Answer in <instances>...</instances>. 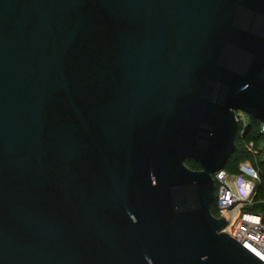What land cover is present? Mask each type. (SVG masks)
I'll return each mask as SVG.
<instances>
[{"label": "water", "instance_id": "obj_1", "mask_svg": "<svg viewBox=\"0 0 264 264\" xmlns=\"http://www.w3.org/2000/svg\"><path fill=\"white\" fill-rule=\"evenodd\" d=\"M239 111L264 0H0V264H264L212 211Z\"/></svg>", "mask_w": 264, "mask_h": 264}, {"label": "built area", "instance_id": "obj_2", "mask_svg": "<svg viewBox=\"0 0 264 264\" xmlns=\"http://www.w3.org/2000/svg\"><path fill=\"white\" fill-rule=\"evenodd\" d=\"M243 123L248 120L239 115ZM264 133V124L262 126ZM217 183L216 201L220 216H225L228 225L225 228L236 239L264 260V215L261 212L247 210L255 203L259 169L250 161L239 165V172L232 174L223 169L214 174Z\"/></svg>", "mask_w": 264, "mask_h": 264}, {"label": "trees", "instance_id": "obj_3", "mask_svg": "<svg viewBox=\"0 0 264 264\" xmlns=\"http://www.w3.org/2000/svg\"><path fill=\"white\" fill-rule=\"evenodd\" d=\"M263 123L249 115L248 123H240V128L236 137V150L228 160L225 169L232 174L239 172V165L243 161H250L260 172L255 195V203L247 210L261 212L264 215V133L262 132ZM246 130V131H245ZM186 163L192 169L199 170L201 164L195 159H187ZM212 211L220 216L217 201L214 202Z\"/></svg>", "mask_w": 264, "mask_h": 264}, {"label": "rangeland", "instance_id": "obj_4", "mask_svg": "<svg viewBox=\"0 0 264 264\" xmlns=\"http://www.w3.org/2000/svg\"><path fill=\"white\" fill-rule=\"evenodd\" d=\"M239 115L244 116L247 120L249 119V115L247 113H245L244 111H239ZM247 123L248 122L244 123L245 127H246Z\"/></svg>", "mask_w": 264, "mask_h": 264}]
</instances>
